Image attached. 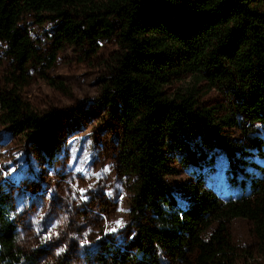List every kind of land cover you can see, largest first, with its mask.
<instances>
[{
  "label": "trees",
  "instance_id": "1",
  "mask_svg": "<svg viewBox=\"0 0 264 264\" xmlns=\"http://www.w3.org/2000/svg\"><path fill=\"white\" fill-rule=\"evenodd\" d=\"M25 14L54 24L44 57L20 26ZM110 40L117 49L104 93L122 128L118 161L131 176L133 229L127 250L109 248L100 264H264L262 139L246 138L259 162L223 135L264 127V0H0V70L3 59L10 64L0 81V121L51 153L57 120L22 95L30 68L40 64L47 84L66 92L48 74L58 52L69 45L83 62ZM211 90L223 101L206 104ZM193 145L202 157L220 148L230 158L233 196L221 200L201 182L180 183L185 198L175 196L168 153L194 155ZM234 219L249 223L253 246L233 241ZM0 264H37L19 245L16 207L1 182Z\"/></svg>",
  "mask_w": 264,
  "mask_h": 264
},
{
  "label": "rangeland",
  "instance_id": "2",
  "mask_svg": "<svg viewBox=\"0 0 264 264\" xmlns=\"http://www.w3.org/2000/svg\"><path fill=\"white\" fill-rule=\"evenodd\" d=\"M20 26L44 57L51 47L54 24L25 14ZM116 49L115 40L102 42L96 55L83 62L69 45L61 49L48 74L62 80L66 92L47 84L40 64L30 68L22 95L37 113L56 118L57 140L51 153L0 121V182L16 207L19 245L37 264H100L109 248L127 250L133 229L131 176L118 161L122 133L118 111L104 93L107 63ZM9 68V61L3 59L0 81ZM203 100L211 104L223 98L211 90ZM223 135L236 146L244 145L248 158L262 161L246 139H262L264 152L262 125L227 129ZM194 146V155L168 153L173 171L166 179L175 196L185 198L180 189L183 182H201L221 200L233 196L236 190L227 179L230 158L220 148L211 151L210 159L202 157ZM117 220L122 221L119 227ZM229 230L236 244L253 246L246 220L234 219Z\"/></svg>",
  "mask_w": 264,
  "mask_h": 264
},
{
  "label": "snow or ice",
  "instance_id": "3",
  "mask_svg": "<svg viewBox=\"0 0 264 264\" xmlns=\"http://www.w3.org/2000/svg\"><path fill=\"white\" fill-rule=\"evenodd\" d=\"M107 169H105V171H106ZM121 224H122V221H120V220H117L116 221V225H117V227H119V226H121ZM117 229L116 228H112V229H110V231H113V232H115Z\"/></svg>",
  "mask_w": 264,
  "mask_h": 264
}]
</instances>
